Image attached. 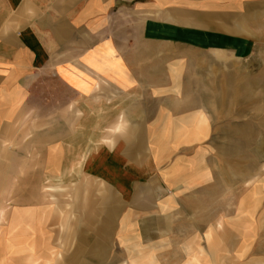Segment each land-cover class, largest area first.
<instances>
[{
    "label": "crops",
    "instance_id": "0c3cea01",
    "mask_svg": "<svg viewBox=\"0 0 264 264\" xmlns=\"http://www.w3.org/2000/svg\"><path fill=\"white\" fill-rule=\"evenodd\" d=\"M236 59L264 83V0H0V264H138L203 228L228 155L264 166Z\"/></svg>",
    "mask_w": 264,
    "mask_h": 264
},
{
    "label": "rangeland",
    "instance_id": "374dc122",
    "mask_svg": "<svg viewBox=\"0 0 264 264\" xmlns=\"http://www.w3.org/2000/svg\"><path fill=\"white\" fill-rule=\"evenodd\" d=\"M234 64L236 69L234 96H264V83L254 85L255 71L249 62L236 59ZM243 73L247 74L245 78ZM219 88L220 91H226L225 84H220ZM254 107L264 108V102H256ZM255 118L264 120V117ZM251 119L253 118L243 116L234 118L236 123L242 125ZM204 120L207 123L210 119L206 117ZM218 120L220 125L222 118ZM218 136L220 146H223L225 134ZM240 147L243 148L242 143ZM219 155L223 157L221 153ZM250 158H253V155L247 148L236 150L234 166L230 164V154L227 161L223 159L228 163L225 166L229 167V179L225 180V187H219L218 197L212 198V204L208 203L207 197L204 198L201 206L203 211L196 214V220L203 228L192 229L185 236L177 233L171 242L162 246V252L153 253L150 255L151 259H144L138 264H264V170L259 172L264 166L250 167L244 164L248 163ZM232 166L234 174H231ZM68 187L101 186L87 180L72 183L70 186L66 182L46 180L42 185L44 194L48 195L51 191H58L61 194L62 190ZM50 200L52 197H44V201L50 203ZM216 209L218 212H215ZM60 219L66 220V214L60 213ZM217 220L221 222L222 228L216 231L211 224ZM65 231L61 229L60 233Z\"/></svg>",
    "mask_w": 264,
    "mask_h": 264
}]
</instances>
